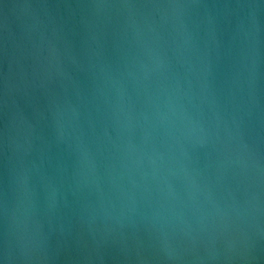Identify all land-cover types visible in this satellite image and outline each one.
I'll return each instance as SVG.
<instances>
[{"label": "water", "instance_id": "obj_1", "mask_svg": "<svg viewBox=\"0 0 264 264\" xmlns=\"http://www.w3.org/2000/svg\"><path fill=\"white\" fill-rule=\"evenodd\" d=\"M0 264H264V0H0Z\"/></svg>", "mask_w": 264, "mask_h": 264}]
</instances>
